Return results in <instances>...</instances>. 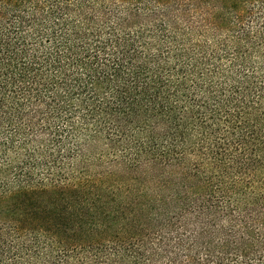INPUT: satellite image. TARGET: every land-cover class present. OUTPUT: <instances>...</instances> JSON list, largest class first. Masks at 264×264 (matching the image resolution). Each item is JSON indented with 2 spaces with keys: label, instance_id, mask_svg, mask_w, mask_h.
<instances>
[{
  "label": "trees",
  "instance_id": "trees-1",
  "mask_svg": "<svg viewBox=\"0 0 264 264\" xmlns=\"http://www.w3.org/2000/svg\"><path fill=\"white\" fill-rule=\"evenodd\" d=\"M0 264H264V0H0Z\"/></svg>",
  "mask_w": 264,
  "mask_h": 264
}]
</instances>
